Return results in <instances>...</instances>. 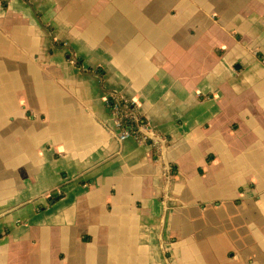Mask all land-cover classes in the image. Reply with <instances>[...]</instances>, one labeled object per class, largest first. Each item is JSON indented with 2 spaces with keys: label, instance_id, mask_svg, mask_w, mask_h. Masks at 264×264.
Returning <instances> with one entry per match:
<instances>
[{
  "label": "crops",
  "instance_id": "0c3cea01",
  "mask_svg": "<svg viewBox=\"0 0 264 264\" xmlns=\"http://www.w3.org/2000/svg\"><path fill=\"white\" fill-rule=\"evenodd\" d=\"M56 262L264 264V0H0V264Z\"/></svg>",
  "mask_w": 264,
  "mask_h": 264
},
{
  "label": "built area",
  "instance_id": "2783aa9c",
  "mask_svg": "<svg viewBox=\"0 0 264 264\" xmlns=\"http://www.w3.org/2000/svg\"><path fill=\"white\" fill-rule=\"evenodd\" d=\"M120 101H121L120 96L114 97V102L109 108L113 112V117L115 118V121H116V129L114 131L115 136L120 141H123L129 137H134L135 139L139 141H145L149 136L148 134L149 126L147 122H144L142 120L140 124L137 126V128H135L132 124L127 123L125 116L129 114V110H128V113L125 114V116L120 114L118 112V109L121 106ZM132 113L135 116L136 111L132 110ZM140 117L141 116H139V118Z\"/></svg>",
  "mask_w": 264,
  "mask_h": 264
},
{
  "label": "trees",
  "instance_id": "16d2710c",
  "mask_svg": "<svg viewBox=\"0 0 264 264\" xmlns=\"http://www.w3.org/2000/svg\"><path fill=\"white\" fill-rule=\"evenodd\" d=\"M3 4H4V7H7V2H3ZM58 43L60 45H63V46L65 45V43L62 42V41H58ZM68 57L70 59L75 60L77 67L82 68L83 71H85L87 73H97L98 75L101 76L102 79H104L105 70H103L102 68H97V69H95V68H85L84 67V59L81 58V57L76 56L73 50H70L69 51ZM119 96L121 98V101H120V105L121 106L118 109V112L123 115V114L128 113V110H129V114H127V116L125 117L126 122L129 123V124H132L135 128H137V126L140 124V122L142 120H144V117H142L140 115L141 118H139L137 111H136L135 116H134L133 113H132V109H133V107H136V104H134L133 102H131L129 100H126L120 94H119ZM111 99H112V97H111ZM111 99H110V103L113 104L114 99H112V100ZM152 142L153 141L151 139H148L147 140V143H152ZM53 201H54V199H51L50 200L51 203Z\"/></svg>",
  "mask_w": 264,
  "mask_h": 264
},
{
  "label": "bare ground",
  "instance_id": "6f19581e",
  "mask_svg": "<svg viewBox=\"0 0 264 264\" xmlns=\"http://www.w3.org/2000/svg\"><path fill=\"white\" fill-rule=\"evenodd\" d=\"M116 96H119V94H117V93H113V94H111L112 99H114V97H116ZM112 99H111V100H112ZM106 103H107V106L110 108V106L112 105V104L110 103V99H107ZM134 104H136V103H134ZM132 110H135V111L138 112L137 104H136V107H133ZM138 116H140V113H139V112H138ZM148 132H149V133L152 132L151 130H149V127H148Z\"/></svg>",
  "mask_w": 264,
  "mask_h": 264
},
{
  "label": "rangeland",
  "instance_id": "374dc122",
  "mask_svg": "<svg viewBox=\"0 0 264 264\" xmlns=\"http://www.w3.org/2000/svg\"><path fill=\"white\" fill-rule=\"evenodd\" d=\"M126 99V98H125ZM127 100V99H126ZM124 116H125V114H123ZM126 117V116H125ZM141 118V117H140ZM144 122H147L146 120H145V118H144V120H143ZM148 124V123H147ZM142 134V133H141ZM149 137V136H148ZM126 140V139H125ZM147 140H148V138L145 140V141H143V142H147ZM120 141V140H119ZM124 141V140H123ZM122 142V141H121ZM56 264H57V262H56Z\"/></svg>",
  "mask_w": 264,
  "mask_h": 264
}]
</instances>
